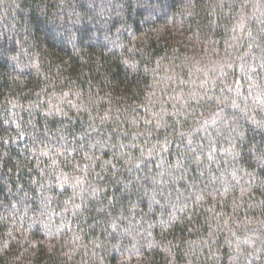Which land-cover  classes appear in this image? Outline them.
Wrapping results in <instances>:
<instances>
[{
  "label": "trees",
  "instance_id": "16d2710c",
  "mask_svg": "<svg viewBox=\"0 0 264 264\" xmlns=\"http://www.w3.org/2000/svg\"><path fill=\"white\" fill-rule=\"evenodd\" d=\"M253 152L264 0L0 3V264H264ZM73 169L102 191L54 186L30 228L38 184Z\"/></svg>",
  "mask_w": 264,
  "mask_h": 264
},
{
  "label": "clouds",
  "instance_id": "9594fccd",
  "mask_svg": "<svg viewBox=\"0 0 264 264\" xmlns=\"http://www.w3.org/2000/svg\"><path fill=\"white\" fill-rule=\"evenodd\" d=\"M2 2H3V0H0V3H2ZM155 11L158 13L160 11V9L157 8ZM24 54L25 55H32L30 53H27L26 50H24ZM60 114L66 115V113H63L62 111L60 112ZM101 119L103 120L104 118H101ZM29 123H31V121ZM101 147H103V144H101ZM33 151L37 152L38 150L34 149ZM44 155H48V153L44 152V151L38 152L37 165L42 163V161L40 160L39 157L44 156ZM66 159H67L68 163L72 162V158L70 156L67 157ZM253 160H255L258 165L264 166V155H260L256 152H253ZM52 163L55 164L56 163L55 160H53ZM105 163H110V161H106ZM42 175H43V173H42ZM53 176H56L55 180H53L51 178ZM83 179H87V177H84ZM83 179L81 177L75 175L74 169L70 170L68 173L60 172L58 175L55 171L50 170L49 174L44 177L43 181L38 184V188H37L38 196L35 198L38 199V201L41 205L40 211L37 213L36 216L29 217L28 216L29 209L26 207L24 209V213H23V216L21 218H27L31 221V223L29 224L30 228L36 223L44 224L45 221L42 219V217H45L48 214L49 202L54 199V196L51 194V190L54 186L61 187L64 185H68L72 189V197L70 199H72L73 201H74L75 197H77V196H80L82 198H86L84 196L85 193H87L88 196H93V195H98V193L100 191H102V189L95 187L92 182H89V185L86 188L84 186ZM157 194L164 195L165 193L163 191H160L159 193H157V191L155 189H153L152 190V202L153 203H159V201L155 199V196ZM29 196H30V193H28V192L24 193V197H29ZM22 199H23V197H22ZM65 203H67V201H65ZM15 207H16L15 204H13V208H15ZM73 207L78 208L79 205L73 203ZM150 210H151V208H150ZM48 219L50 220V216L48 217ZM151 226L152 225L149 224V228H151ZM144 231L147 232L148 236L151 235V233L148 232L147 229H145ZM49 235L56 236L57 232L55 230H50ZM129 235H131V234L129 233ZM132 239H133V243L130 246H125L124 244L120 243L119 241L115 244L107 245L106 255H110L113 250L119 252L122 248L124 249L125 252L131 251L134 254L138 253L139 245L141 244V238L139 237V234H137V236H133ZM152 246H153L152 244H150V243L148 244V247H152ZM212 258H214V257H212ZM91 259L95 260V259H99V257L97 256L96 253H93L91 256ZM125 259H126V257L124 255H121L120 264H123ZM101 264H103V260H101Z\"/></svg>",
  "mask_w": 264,
  "mask_h": 264
}]
</instances>
